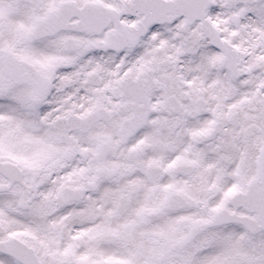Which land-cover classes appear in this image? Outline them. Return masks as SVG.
Returning <instances> with one entry per match:
<instances>
[{"label": "snow or ice", "instance_id": "6c2138e0", "mask_svg": "<svg viewBox=\"0 0 264 264\" xmlns=\"http://www.w3.org/2000/svg\"><path fill=\"white\" fill-rule=\"evenodd\" d=\"M0 264H264V0H0Z\"/></svg>", "mask_w": 264, "mask_h": 264}]
</instances>
